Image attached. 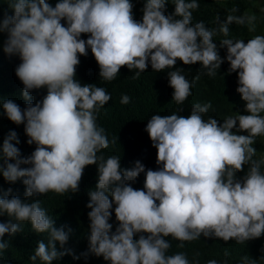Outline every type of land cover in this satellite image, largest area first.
Here are the masks:
<instances>
[{
	"label": "clouds",
	"instance_id": "clouds-1",
	"mask_svg": "<svg viewBox=\"0 0 264 264\" xmlns=\"http://www.w3.org/2000/svg\"><path fill=\"white\" fill-rule=\"evenodd\" d=\"M166 2L145 0L142 19L137 21L131 0H57L54 7L48 0H9L13 14L5 13L0 20V32L7 33L3 51L20 58L15 74L28 103L22 110L12 99H4L0 109L15 124H24L26 142L36 147L21 157L15 131L0 144V175L9 182L23 178L26 186L23 200L9 197L11 189L0 196V215L16 221L0 222V250L7 248L5 234L13 236L19 231L18 222L27 221L35 232L48 233L47 244L37 241L29 257L32 261L39 258L52 264L70 253L64 247L68 232L54 226L38 200L28 198L49 191H77L84 167L91 164H96L98 178L86 205L91 209L87 251L109 264H190L183 252L166 254L169 236L191 241L203 234L243 242L264 234V172L260 170L264 161L252 160L255 137L264 135V35H254L246 43L220 40L226 47L222 59L212 40L214 30L203 21L191 22L197 0H174V12L167 15ZM254 19L228 15L219 31L227 37L230 22L247 20L251 25ZM82 33L88 34L86 40ZM87 49L105 81L115 79L121 66L136 69L134 75L139 76L149 64L160 72L173 68L177 59L185 65L199 62L208 75H216L226 60L228 72L237 74L236 91L246 102V114L234 113L222 123L212 116L204 119L211 102L193 104L186 117L175 112L154 114L145 131L161 166L145 172L136 161L133 168L123 169L120 156H97L109 141L97 126L95 113L111 94L75 78L79 56L87 55ZM167 77L172 100L182 103L194 81L179 69L168 71ZM42 87L46 95L32 104L30 90ZM128 102V95H122L121 103ZM244 131L247 134H237ZM245 164V176L237 179L235 173ZM141 172L143 189H134L128 182ZM110 210L118 221L114 231ZM134 234L140 235L134 239ZM242 264L254 262L245 258Z\"/></svg>",
	"mask_w": 264,
	"mask_h": 264
},
{
	"label": "trees",
	"instance_id": "trees-1",
	"mask_svg": "<svg viewBox=\"0 0 264 264\" xmlns=\"http://www.w3.org/2000/svg\"><path fill=\"white\" fill-rule=\"evenodd\" d=\"M54 7L57 0H48ZM9 0H0V20L5 13L9 16L13 14L8 7ZM133 4V18L137 21L142 19L143 6L145 0H131ZM198 7L192 9V23L203 21L205 27L214 30L213 42L217 46L218 54L223 59L226 55V47H221L220 40L230 38L233 40L247 39L254 35H264V0H197ZM174 0H167L165 14L174 12ZM228 15L233 16H254L255 19L249 25L247 20L243 24L235 21L228 24L229 32L227 37L219 31L220 24L226 20ZM62 25L64 21L61 20ZM251 29V30H250ZM88 34H81L82 39H87ZM7 38L6 32H0V104L4 99H12L16 104L23 108L26 101L22 95L23 84L15 74V68L21 62L18 55H8L3 51V44ZM229 63L223 60L216 75H208L206 70L196 62L185 65L177 59L173 68H166L156 72L151 65L135 76L136 69L129 70L126 66H121L116 78L105 81L99 77V66L91 53L87 49V55L79 56V64L75 69V78L83 84H95L102 87L111 94L110 100L97 112L96 124L103 128L109 141L106 148L97 152V156L105 159L109 156H120V166L123 169H131L136 161L144 165L145 172L148 169L156 170L161 165L156 164V148L145 131L148 119L154 114L170 115L173 112L178 115L188 116L193 104H204L211 102V107L206 113L202 114L204 119L212 116L222 123L223 119L234 113L246 114L245 101L236 91L237 74L228 72ZM179 69L190 82L194 81L191 87V94L180 104L172 100L173 89L168 84L167 72ZM198 77V78H196ZM196 78V79H194ZM47 89L42 87L32 89L29 92L30 101L35 104L42 100L46 95ZM128 95L129 102L121 103L122 95ZM15 131L19 143L16 144L20 150L21 157H27L35 149L36 145L28 144V137L24 132V124H15L9 120L0 109V144L3 143L5 136ZM233 131H236L234 128ZM237 134H247L246 131ZM15 143V142H13ZM253 147L256 150L252 160L264 161V135L255 137ZM9 162H12L11 160ZM99 163V161H97ZM2 163V161H0ZM30 165L22 164L21 167ZM248 170V165H242L241 170L235 173L237 179H242ZM260 170L264 172V162L260 163ZM98 172L96 164L86 165L83 169L78 190H71L59 194L52 191L37 194L29 197L31 200H38L40 206L45 209L46 214L53 219L54 226L63 227L68 232V241L64 245L70 249L52 264H109L102 256H96L88 252V236L90 235L88 212L86 207L90 197L89 191L95 190ZM22 179L9 182L0 175V196L5 191L11 189L9 197L17 196L25 199L26 186ZM145 173L141 172L134 181L128 183L134 189H143ZM111 199V197H109ZM115 205H113L114 209ZM109 223L112 224V231L115 230L116 221L113 210ZM14 218L0 215V222H6ZM19 231L13 236L5 234L7 248L0 250V264H44L39 258L32 261L29 257L34 253L37 241L43 240L46 244L48 233H37L32 229L30 222H18ZM140 234H134L137 239ZM146 235V234H145ZM170 243L167 250L168 255L176 252L185 253L190 264H207L208 260H216L218 264H242L246 258L254 264H264V234L260 237L252 238L247 241L237 242L230 238L224 241L214 236L205 237L203 234L198 239L191 241H180L166 237ZM183 245L182 247L180 245ZM59 250V245H57ZM87 253V255H83ZM73 256L78 257L73 259Z\"/></svg>",
	"mask_w": 264,
	"mask_h": 264
}]
</instances>
